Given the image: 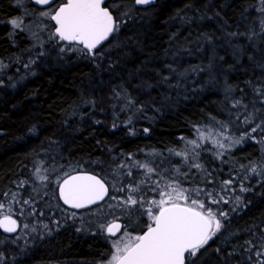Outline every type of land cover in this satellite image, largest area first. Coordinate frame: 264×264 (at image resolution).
Returning a JSON list of instances; mask_svg holds the SVG:
<instances>
[{"label": "trees", "instance_id": "obj_1", "mask_svg": "<svg viewBox=\"0 0 264 264\" xmlns=\"http://www.w3.org/2000/svg\"><path fill=\"white\" fill-rule=\"evenodd\" d=\"M106 3L112 7L121 0ZM28 8L27 14L40 10ZM137 8L134 20L115 34L111 46L105 42L102 58L95 59L80 52L60 53L49 40L50 22L41 41L17 32L15 50L6 24H0V79L12 77L11 83L0 82V203L12 206L20 225L14 235L0 232V264L104 262L111 252L110 238L99 224L115 216L122 224L131 219L128 230L136 228L135 235L147 217H128L120 208H109L116 201L108 197L88 209L71 211L57 198L56 180L73 168L89 171L108 180L110 196L123 198L127 193L111 185L119 188L133 179L114 171L131 155L175 181L167 165L148 155L176 150L181 137L223 122L238 139L244 136L241 143L221 158L216 149L201 151L198 174L187 182L177 180L184 188H200L229 201L210 204L205 195L200 197L228 217L198 264L264 260L245 244L264 233V175L249 171L256 167L264 172V125L251 132L264 120V98L253 91L264 88V0H156ZM15 13L9 0H0V19ZM237 100L248 111L253 105L259 110L253 123L245 124L242 115L237 119L244 112L243 107H233ZM132 171L137 182L145 179L143 169ZM45 175L49 179L41 181ZM245 176L248 179L242 180ZM230 178L234 183L224 190L222 182ZM21 181L26 183L20 186ZM241 182L247 191H240ZM146 197L157 198L151 191ZM23 200L32 203L24 205ZM17 211L29 232H22ZM16 236L21 238L13 243Z\"/></svg>", "mask_w": 264, "mask_h": 264}, {"label": "snow or ice", "instance_id": "obj_2", "mask_svg": "<svg viewBox=\"0 0 264 264\" xmlns=\"http://www.w3.org/2000/svg\"><path fill=\"white\" fill-rule=\"evenodd\" d=\"M20 2L21 0H17V3ZM33 2L36 5L46 6L42 7L38 14L44 20L52 22L49 40L55 41L60 53L80 52L95 59L102 58V46L105 42L111 46L115 34L120 32L127 21L134 20L139 11L137 6L140 8L150 6L155 3V0H127V2L121 0V3L114 4L112 7L106 3V0H60L59 3H56V0H33ZM113 8L119 11L114 14ZM260 11L264 12V8H261ZM9 22L13 29L25 30L23 19L15 18ZM37 27L43 31L48 26L37 25ZM33 36L39 40L37 33L34 32ZM41 47H43L42 43ZM44 54L43 52L39 53L41 56ZM253 91L264 98V88L253 87ZM116 95L119 96V93ZM127 104L131 106L132 101L128 100ZM233 107H243L244 112L238 114L237 119H241L242 115L245 124H251L257 118L259 110L255 109L254 105L253 110L248 111V106L237 100ZM262 125H264V120L252 127L251 132H256ZM113 126L115 127V125ZM144 131L148 132V129L146 128ZM196 131L198 138L187 141V145L191 146L190 152H175V155L183 157L185 162L189 161L190 155H198L196 149L202 146L198 141L210 140L214 148L217 149V158H221L228 149L241 143L244 139V136L239 139L231 137L228 134L227 125H221L215 132L209 129L207 134L199 128ZM247 135L248 133H245V136ZM181 139L184 138L181 137ZM190 167L201 169L202 165L193 161ZM133 168L143 169L145 179L137 182L133 177ZM35 171L39 173L40 169L37 168ZM114 171L117 176L133 178L128 184L121 185L119 188L116 185H111L114 190L127 193L123 198L118 199L115 195L110 196L108 180L89 171H76L73 168L72 172L75 174L64 172L63 176L56 180L59 198L64 205L71 209L90 208L92 205H98L99 202L105 201V198L108 197L109 200L116 201L115 205L108 204L109 208H120L123 214L128 217L135 214L147 217L144 227L135 235L133 232L136 231V228H133L132 231L128 230L131 219L128 220V223L122 224L120 217L115 216L111 221L99 224L101 232L106 234V239L115 238L112 240L113 251L106 264H198L207 251L206 246L209 245V241L221 233L222 221L228 217V212L208 207L205 200L200 197L202 194L205 195L210 204H220L221 202L227 204L229 201L223 196L217 198L218 194L205 192L200 188H184L178 181L166 178L157 168L148 163L136 161L131 155L127 160L118 163L117 169ZM249 171L264 175V172L258 173L256 167H251ZM176 172H179V169H176ZM153 176H156L157 179L152 180ZM114 178L116 177L114 176ZM48 179L47 175L40 177L41 181ZM243 179H248V176ZM25 183L26 181H21L20 186ZM149 183L150 187H146ZM233 183L234 178L224 180L222 187L224 190H229ZM247 190L241 182L240 191ZM147 191L154 192L158 198H147ZM4 195L9 194L5 193ZM11 195L16 203L21 202L17 199L16 193H11ZM235 201L237 205L242 203L239 196L235 197ZM22 203L29 205L32 201L23 200ZM232 211L235 209L233 208ZM76 216V212L71 213V217L75 218ZM19 227L17 220L13 218L11 207L6 208L4 203H0V229H3L5 233H17ZM23 227L27 229L28 225L25 224ZM44 228L47 229L48 226L44 225ZM35 231L36 229L33 228L32 232ZM50 232L51 230H49V234ZM20 238V236H16L12 242L15 243ZM245 244L249 245V251L255 249L257 257H264V233H261L256 241L248 240L245 241ZM216 251L219 252L220 249L217 248ZM257 264H264V260H258Z\"/></svg>", "mask_w": 264, "mask_h": 264}, {"label": "rangeland", "instance_id": "obj_3", "mask_svg": "<svg viewBox=\"0 0 264 264\" xmlns=\"http://www.w3.org/2000/svg\"><path fill=\"white\" fill-rule=\"evenodd\" d=\"M20 4H22L23 6L26 5V3L23 2L22 0H21ZM26 8L28 9V6ZM24 13H25V11H24ZM25 16H27L26 19H24ZM23 21H24L25 30L21 31L18 29L19 31L25 33V35L28 36L33 41H41L42 39H44V35H46L47 30L44 29L43 31H41L40 28L37 27V25H45V21L43 20V18H41L39 16L38 13H32V14L28 13V14L23 15ZM34 32L39 35V40H37L36 37L33 36ZM221 125H226V124H225V122L213 123L210 125H206L205 127L201 126V127H199V129L201 131H204L207 134L209 129H211L213 132H215L220 128ZM228 129L229 128L227 126V130ZM229 130H228V134L231 137H233L234 139H238V137L233 134V131L231 129H229ZM197 138H198V133L195 130L190 138L183 139L181 141L178 149L173 150V151H166V152L160 153V154H158L157 152H154L153 154H149L148 157L150 160L160 161L161 162L160 165H162V167H164V165H167L166 169H168L170 176L175 181L178 180V181H182V182H187L190 177L195 176V174H198V172H199V169L191 168L190 164L193 161L199 163L200 152L204 151L205 153H209L210 151H215L214 150L215 148H214L212 142L210 140L206 139L204 141H198L202 145L200 148L196 149V153H198V155H190V159L188 162H185L183 157L175 155V152H177V151H179V152L189 151L190 152L191 146L187 145V141L197 139ZM216 151H217V149H216ZM176 169H179V172H176ZM9 206L10 205L8 203L5 205L6 208H8ZM10 207H12V206H10ZM17 212H18L19 216L21 217V220L23 221L22 228H21L22 232H26V233L29 232L27 229H25L23 227V225H25V223H24L25 219L22 217L23 214L19 213V211H17ZM17 212L16 213L14 212V213L17 214ZM105 223H107V222H105ZM113 239H115V238L113 237V238H110V240H109L111 252L113 251V249H112V240ZM111 252H110V254H111ZM110 254L107 257V259L100 264H106L107 260L110 259Z\"/></svg>", "mask_w": 264, "mask_h": 264}, {"label": "flooded vegetation", "instance_id": "obj_4", "mask_svg": "<svg viewBox=\"0 0 264 264\" xmlns=\"http://www.w3.org/2000/svg\"><path fill=\"white\" fill-rule=\"evenodd\" d=\"M27 5L28 6H33L34 8H36V9H41V8H38V7H36V6H34L31 2H30V0H27ZM9 4H10V6L13 8V9H15L16 10V13L15 14H13V15H11V16H9V17H7V18H5V19H0V24H3V23H5L6 24V27H7V30H8V32H9V35H10V42H11V47H13V48H15V50L17 49V44H16V42L13 40V37H15V35H16V33L17 32H21V31H19L18 29H13V27H12V25L10 24V20L11 19H15V18H21V19H23V15H25L24 14V11H26V14H27V12L28 11H30V7L27 9L26 7H27V5H25V6H23L22 4H20V3H17V1L16 0H9ZM26 17L27 16H25L24 17V19H26ZM35 20V19H34ZM44 20V19H43ZM45 21V25H47L48 26V22H50V21H48V20H44ZM50 24H51V22H50ZM52 25V24H51ZM49 27V26H48ZM47 27V28H48ZM46 29V28H45ZM27 78H24V79H20V80H18L17 81V83H20V82H23L24 80H26ZM0 82H2V83H11L12 82V77H9V78H4V79H0Z\"/></svg>", "mask_w": 264, "mask_h": 264}, {"label": "water", "instance_id": "obj_5", "mask_svg": "<svg viewBox=\"0 0 264 264\" xmlns=\"http://www.w3.org/2000/svg\"><path fill=\"white\" fill-rule=\"evenodd\" d=\"M106 1H108V0H106ZM155 1H156V0H155ZM30 2H31L34 6H36V7H38V8L46 7V6L36 5V4L33 2V0H30ZM137 7H140V6H137ZM145 7H147V6H144L143 8H145ZM50 22H51V21H50ZM51 24H52V22H51ZM72 174H75V173L72 172ZM56 194H57V198H58L59 202H60L61 205L64 206L65 208H67V209H69V210H71V211H81V210H85V209H79V210H77V209H71V208H69L67 205H64V204H63V201L59 198V191H58V186H57V185H56ZM102 202H103V201L99 202V204L102 203ZM92 206H95V205H92ZM92 206H90V207H92ZM86 209H88V208H86ZM0 232H1L2 234H4V235H7V236H11V235H14V234H15V233H5V232L3 231V229H0Z\"/></svg>", "mask_w": 264, "mask_h": 264}]
</instances>
